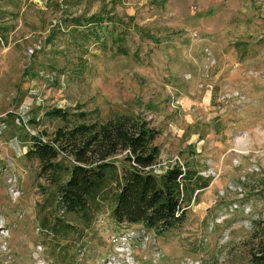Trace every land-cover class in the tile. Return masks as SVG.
Here are the masks:
<instances>
[{"label": "rangeland", "instance_id": "374dc122", "mask_svg": "<svg viewBox=\"0 0 264 264\" xmlns=\"http://www.w3.org/2000/svg\"><path fill=\"white\" fill-rule=\"evenodd\" d=\"M121 116L158 133L155 174L208 182L166 233L115 221L111 179L65 212L69 162L26 156ZM261 221L264 0H0V264H253Z\"/></svg>", "mask_w": 264, "mask_h": 264}, {"label": "trees", "instance_id": "16d2710c", "mask_svg": "<svg viewBox=\"0 0 264 264\" xmlns=\"http://www.w3.org/2000/svg\"><path fill=\"white\" fill-rule=\"evenodd\" d=\"M146 37L154 39L152 35ZM157 135L145 122L121 116L58 130L52 142L33 138L26 156L36 160L40 173L47 177L63 172L59 171L62 161L69 162L57 191L65 212H84L111 179L117 192L112 211L115 221L163 234L183 223L187 203L208 182L195 180L196 173L189 167L182 171L174 166L155 174ZM257 224L262 233L251 258L253 264H264V221Z\"/></svg>", "mask_w": 264, "mask_h": 264}]
</instances>
